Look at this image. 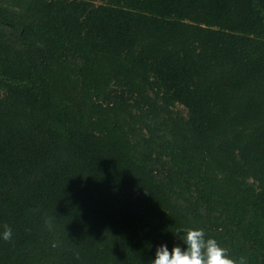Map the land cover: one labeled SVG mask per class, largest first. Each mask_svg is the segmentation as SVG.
I'll list each match as a JSON object with an SVG mask.
<instances>
[{
  "label": "trees",
  "instance_id": "1",
  "mask_svg": "<svg viewBox=\"0 0 264 264\" xmlns=\"http://www.w3.org/2000/svg\"><path fill=\"white\" fill-rule=\"evenodd\" d=\"M0 264H149L202 228L264 264V0H0Z\"/></svg>",
  "mask_w": 264,
  "mask_h": 264
},
{
  "label": "clouds",
  "instance_id": "2",
  "mask_svg": "<svg viewBox=\"0 0 264 264\" xmlns=\"http://www.w3.org/2000/svg\"><path fill=\"white\" fill-rule=\"evenodd\" d=\"M173 235L171 248L167 242L158 244L149 264H247L246 256L233 258L218 241L206 235L202 228H182ZM13 229L7 224L0 226V240L10 242Z\"/></svg>",
  "mask_w": 264,
  "mask_h": 264
}]
</instances>
